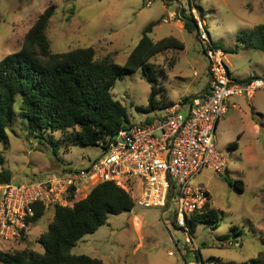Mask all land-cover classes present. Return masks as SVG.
Here are the masks:
<instances>
[{"label":"rangeland","instance_id":"rangeland-1","mask_svg":"<svg viewBox=\"0 0 264 264\" xmlns=\"http://www.w3.org/2000/svg\"><path fill=\"white\" fill-rule=\"evenodd\" d=\"M190 6L200 16L203 10L201 17L214 43L225 51L224 62L233 76H264V53L246 42L247 35L264 24V0H0V61L21 50L25 36L49 7L55 8L47 29L54 53L92 47L98 59L111 57L119 65H125L144 29L158 23L151 37L158 41L174 35L182 39L185 50L157 56L150 62L152 71L139 70L128 75L118 80L112 90L114 99L126 107L130 122L139 123L152 116L138 108L147 107L154 87L160 88L152 78L160 79L163 73L159 69L165 60H176L171 83L165 84L170 97H178L194 79L200 82L199 87L207 83L208 63L195 34L181 36L172 32V24L163 23L172 12L177 16L171 22L179 20V8L189 10ZM179 72L185 79L175 77ZM231 101H236L238 108L221 120L215 139L217 150L228 162V170L223 174L204 171L193 182L211 192V207L220 217L217 229L204 224L194 233L197 255L203 264H245L264 252V93L251 101L238 97ZM20 104L21 98L17 97L16 111ZM7 133L10 147L0 141V173L10 174L14 184L42 179L68 165L90 164L103 154L100 146L67 147L60 142L61 161L57 162L48 145L29 137L19 117ZM234 142L239 143L236 150L230 147ZM228 180H242L245 191H237ZM164 212L165 209L136 206L130 213L109 216L107 224L79 241L72 254L100 259L105 264L196 262L195 252L185 245L183 231L173 225L174 216L170 218ZM53 218L54 211H47L27 233L25 241L7 242L0 238V251L29 248L44 253L38 239L48 231ZM233 230L242 236L232 235L235 244L226 247L220 238Z\"/></svg>","mask_w":264,"mask_h":264},{"label":"trees","instance_id":"trees-1","mask_svg":"<svg viewBox=\"0 0 264 264\" xmlns=\"http://www.w3.org/2000/svg\"><path fill=\"white\" fill-rule=\"evenodd\" d=\"M54 11V7H49L25 36L21 50L0 61V141L6 148L10 147L7 130L19 117L29 137L48 145L59 162L60 142L67 147H97L131 125L126 107L112 95L117 81L139 70L152 71V59L171 50L182 51L185 44L174 37L155 41L151 34L158 23H152L144 29L125 65L117 64L111 57L98 59L92 47L57 54L52 51L47 35ZM201 16L204 17L203 10ZM179 17L185 29L197 37L198 26L191 6L189 10L180 7ZM246 42L252 49L264 53V24L256 26L247 35ZM152 79L159 85L157 77ZM159 91L154 87L149 105L138 108L139 111L152 113L166 108L158 104ZM17 97L21 98L19 111L15 110ZM56 135L61 137L56 138ZM241 138L240 135L239 140ZM230 147L236 150L239 143L234 142ZM8 183H12L11 175L0 173V184ZM228 183L241 193L245 191L242 180H228ZM135 207L131 196L115 183L100 184L75 206L54 210L48 231L38 239L44 253L29 248L0 251V264H105L86 255H73L72 250L86 235L96 233L107 224L109 216L130 213ZM46 213L45 208L38 206L34 224L37 225ZM219 222V212L208 203L203 211L192 216L190 226L195 233L204 224H212L217 229ZM173 225L177 227L176 219ZM236 231L220 240H229L232 235L242 236ZM249 263L264 264V252Z\"/></svg>","mask_w":264,"mask_h":264},{"label":"built area","instance_id":"built-area-1","mask_svg":"<svg viewBox=\"0 0 264 264\" xmlns=\"http://www.w3.org/2000/svg\"><path fill=\"white\" fill-rule=\"evenodd\" d=\"M192 15L198 43L209 63L208 92L156 109L149 119L123 128L100 143L103 154L90 164L68 165L26 184H0L2 240L27 237L35 226L38 206L46 211L73 207L96 186L113 182L131 196L135 206L165 209L164 214L174 216L185 245L197 259L199 248L190 220L211 203L212 195L193 182L204 171L223 174L228 170V162L215 145L219 123L235 108L230 105L232 98L251 101L264 93V76L247 81L233 77L224 62L225 51L212 40L205 20L197 9H192ZM176 16L172 13L163 23L169 24ZM234 244L231 239L223 241L226 247ZM189 264H203V260Z\"/></svg>","mask_w":264,"mask_h":264},{"label":"crops","instance_id":"crops-1","mask_svg":"<svg viewBox=\"0 0 264 264\" xmlns=\"http://www.w3.org/2000/svg\"><path fill=\"white\" fill-rule=\"evenodd\" d=\"M172 13H176V12H172ZM169 24H172V32L173 33L180 34L181 36H184L185 33H190V32H188L185 29L184 22L181 21L180 19L177 20V21H175V22H170ZM193 34H195V33H193ZM195 36H196V34H195ZM170 37H174V38H176V39H178L180 41L182 40L179 37H176L174 35H172ZM184 50H182V51H184ZM171 51H178V50H171ZM168 52H170V51H168ZM203 54H204V52H203ZM205 59H206V57H205ZM206 61H207V59H206ZM207 63H208V61H207ZM175 65H176V60L175 59L165 60V62L163 63V66H161L160 69H159L163 73L160 76V79L158 80L159 81V85H160V88L159 89L161 91V93L159 91V93L161 95V97H160L161 99L157 98V100L159 102L158 104H159L160 107H162V106L168 107V106H171L173 104H176V103H178L179 101H182V100L189 101L190 99L194 98L197 95H202V94L207 93L208 90H209V85H210V82H211V77L209 75V63H208L207 83L205 85H201L199 87V83L200 82L198 80L194 79V80H192L189 83V85L186 88L182 89V93L178 97H176V98L170 97V90L166 87L165 84H167L168 82L171 83V80H172V78H171V72L175 71ZM196 75L198 76V73ZM175 77L177 79H179V80L185 79L184 78V75L182 74V72H179V75L178 76H175ZM233 77H235V76H233ZM252 77H260V76L256 75V76H251V77H247V78H243V79H239L237 77H235V78L238 79V80H240V81H245V80H248L249 78H252ZM232 104H235L236 106H235V108L232 107L231 110H234V109H237L238 108V105H237L236 101L235 102H232L231 101V104L230 105H232ZM253 109L254 110H257L254 104H253ZM231 110H230V112H231ZM229 113H228V115H229Z\"/></svg>","mask_w":264,"mask_h":264}]
</instances>
